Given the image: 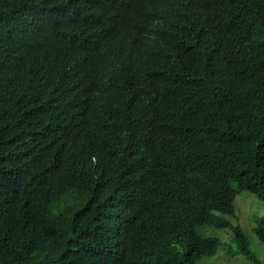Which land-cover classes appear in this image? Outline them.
<instances>
[{
	"label": "trees",
	"instance_id": "1",
	"mask_svg": "<svg viewBox=\"0 0 264 264\" xmlns=\"http://www.w3.org/2000/svg\"><path fill=\"white\" fill-rule=\"evenodd\" d=\"M264 200V0H0V264H199ZM264 243V216L254 228Z\"/></svg>",
	"mask_w": 264,
	"mask_h": 264
},
{
	"label": "rangeland",
	"instance_id": "2",
	"mask_svg": "<svg viewBox=\"0 0 264 264\" xmlns=\"http://www.w3.org/2000/svg\"><path fill=\"white\" fill-rule=\"evenodd\" d=\"M225 216L234 225L241 226L249 239L251 249L264 260V243L254 231L259 220L264 216V200L249 190H240L235 200V215ZM199 232L206 236L219 237L223 241L216 254L201 258L199 264H255L249 257L238 252V244L231 229L206 226L199 228Z\"/></svg>",
	"mask_w": 264,
	"mask_h": 264
}]
</instances>
